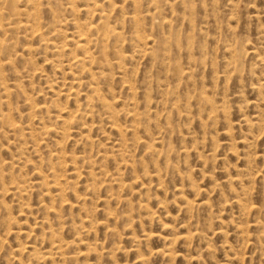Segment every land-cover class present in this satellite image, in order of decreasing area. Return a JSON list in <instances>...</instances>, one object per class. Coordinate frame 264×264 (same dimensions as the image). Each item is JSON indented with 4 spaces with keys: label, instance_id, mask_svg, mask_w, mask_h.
Masks as SVG:
<instances>
[{
    "label": "rangeland",
    "instance_id": "obj_1",
    "mask_svg": "<svg viewBox=\"0 0 264 264\" xmlns=\"http://www.w3.org/2000/svg\"><path fill=\"white\" fill-rule=\"evenodd\" d=\"M0 264H264V0H0Z\"/></svg>",
    "mask_w": 264,
    "mask_h": 264
},
{
    "label": "bare ground",
    "instance_id": "obj_2",
    "mask_svg": "<svg viewBox=\"0 0 264 264\" xmlns=\"http://www.w3.org/2000/svg\"><path fill=\"white\" fill-rule=\"evenodd\" d=\"M11 8V7H10ZM103 14V13H102ZM4 17V16H3ZM98 32V31H97ZM100 33V32H99ZM96 34V33H95ZM117 39V38H116ZM101 45V44H100ZM83 47V46H82ZM86 47V46H85ZM84 47V48H85ZM98 48V47H97ZM100 49V48H99ZM86 51V50H85ZM101 51V50H100ZM99 57H100V55H99ZM79 60V59H78ZM80 61V60H79ZM101 61V60H100ZM76 62H77V60H76ZM82 62V61H81ZM81 62H80V64H81Z\"/></svg>",
    "mask_w": 264,
    "mask_h": 264
}]
</instances>
